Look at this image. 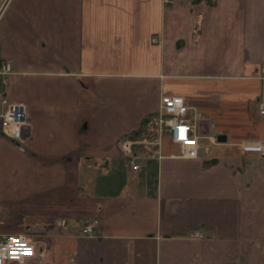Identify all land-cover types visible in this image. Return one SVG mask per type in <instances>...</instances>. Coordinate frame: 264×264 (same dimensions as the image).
Masks as SVG:
<instances>
[{"label":"crops","instance_id":"0c3cea01","mask_svg":"<svg viewBox=\"0 0 264 264\" xmlns=\"http://www.w3.org/2000/svg\"><path fill=\"white\" fill-rule=\"evenodd\" d=\"M1 61L29 120L0 133L24 264H264V153L241 147L264 143V0H0ZM164 95L204 114L198 156L165 136L136 171L127 140Z\"/></svg>","mask_w":264,"mask_h":264},{"label":"built area","instance_id":"2783aa9c","mask_svg":"<svg viewBox=\"0 0 264 264\" xmlns=\"http://www.w3.org/2000/svg\"><path fill=\"white\" fill-rule=\"evenodd\" d=\"M165 4L171 5L176 0H164ZM154 42H160L158 36L153 37ZM12 73L11 64L7 61L0 62V133L8 138L22 142L25 138L24 127L29 120L26 115L23 103L12 102L7 96V89L10 84ZM261 112L264 113V100L260 103ZM205 118L198 108L188 103L183 96L164 95L162 96L159 108L151 115V125L155 127L156 134L142 136L135 139H128L127 145L131 148L130 162L133 169L138 171L140 164L136 161L139 150L150 145H159L153 151L156 155L160 151L165 136L180 149V155L185 157H197L199 153V137L197 133L198 121ZM244 151L264 153V143L261 141L249 140L241 143ZM98 220L89 221L84 225L83 233L92 235L96 229ZM201 235V234H199ZM37 254L36 243L28 236L17 233L0 234V264L16 262L24 264L29 258Z\"/></svg>","mask_w":264,"mask_h":264},{"label":"trees","instance_id":"16d2710c","mask_svg":"<svg viewBox=\"0 0 264 264\" xmlns=\"http://www.w3.org/2000/svg\"><path fill=\"white\" fill-rule=\"evenodd\" d=\"M150 122H151V117L149 116V117H147L144 120L142 129L135 134V137L137 136L139 138V137H142V136L150 135L151 131H148L149 130L148 129L149 128L148 126H149Z\"/></svg>","mask_w":264,"mask_h":264},{"label":"water","instance_id":"95a60500","mask_svg":"<svg viewBox=\"0 0 264 264\" xmlns=\"http://www.w3.org/2000/svg\"><path fill=\"white\" fill-rule=\"evenodd\" d=\"M218 138H219L220 141H225L226 140L225 135H219Z\"/></svg>","mask_w":264,"mask_h":264},{"label":"rangeland","instance_id":"374dc122","mask_svg":"<svg viewBox=\"0 0 264 264\" xmlns=\"http://www.w3.org/2000/svg\"><path fill=\"white\" fill-rule=\"evenodd\" d=\"M10 264H19V263H16V262H12V263H10Z\"/></svg>","mask_w":264,"mask_h":264}]
</instances>
